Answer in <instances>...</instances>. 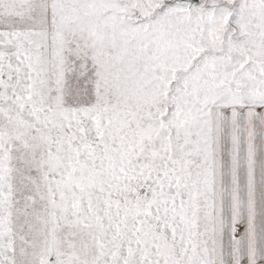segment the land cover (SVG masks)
Returning <instances> with one entry per match:
<instances>
[{"label": "snow or ice", "instance_id": "1", "mask_svg": "<svg viewBox=\"0 0 264 264\" xmlns=\"http://www.w3.org/2000/svg\"><path fill=\"white\" fill-rule=\"evenodd\" d=\"M0 264H264V0H0Z\"/></svg>", "mask_w": 264, "mask_h": 264}]
</instances>
